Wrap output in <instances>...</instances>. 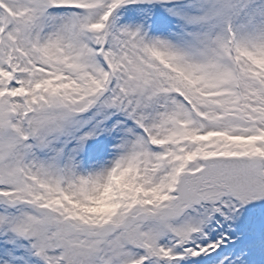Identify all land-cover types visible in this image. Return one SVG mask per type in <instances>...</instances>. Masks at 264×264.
<instances>
[{
    "label": "snow or ice",
    "instance_id": "obj_1",
    "mask_svg": "<svg viewBox=\"0 0 264 264\" xmlns=\"http://www.w3.org/2000/svg\"><path fill=\"white\" fill-rule=\"evenodd\" d=\"M0 264H264V0H0Z\"/></svg>",
    "mask_w": 264,
    "mask_h": 264
}]
</instances>
